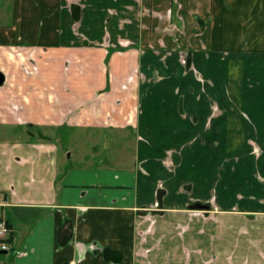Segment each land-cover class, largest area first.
I'll return each mask as SVG.
<instances>
[{
    "label": "crops",
    "instance_id": "crops-1",
    "mask_svg": "<svg viewBox=\"0 0 264 264\" xmlns=\"http://www.w3.org/2000/svg\"><path fill=\"white\" fill-rule=\"evenodd\" d=\"M0 72V264H264V0H0Z\"/></svg>",
    "mask_w": 264,
    "mask_h": 264
},
{
    "label": "rangeland",
    "instance_id": "rangeland-1",
    "mask_svg": "<svg viewBox=\"0 0 264 264\" xmlns=\"http://www.w3.org/2000/svg\"><path fill=\"white\" fill-rule=\"evenodd\" d=\"M57 143L63 151V160L73 167L91 166L87 159L94 151L96 161L99 162L97 164L106 162L108 164L103 166L118 168L119 166L116 164L119 163H116V160H122V167L123 165L133 166L136 140L131 132L128 134V132L120 130H108L103 134L90 133L86 135L82 131L73 134L72 128L63 127L58 134Z\"/></svg>",
    "mask_w": 264,
    "mask_h": 264
},
{
    "label": "water",
    "instance_id": "water-1",
    "mask_svg": "<svg viewBox=\"0 0 264 264\" xmlns=\"http://www.w3.org/2000/svg\"><path fill=\"white\" fill-rule=\"evenodd\" d=\"M4 75L0 72V84L4 81ZM201 206V205H200ZM6 252V249L0 248V254ZM105 254L107 258L113 259V260H120L121 259V253L117 251H112L110 249L105 250Z\"/></svg>",
    "mask_w": 264,
    "mask_h": 264
},
{
    "label": "built area",
    "instance_id": "built-area-1",
    "mask_svg": "<svg viewBox=\"0 0 264 264\" xmlns=\"http://www.w3.org/2000/svg\"><path fill=\"white\" fill-rule=\"evenodd\" d=\"M5 231H6L5 225L2 222H0V236L3 235ZM1 248L6 249L7 245L3 243Z\"/></svg>",
    "mask_w": 264,
    "mask_h": 264
}]
</instances>
